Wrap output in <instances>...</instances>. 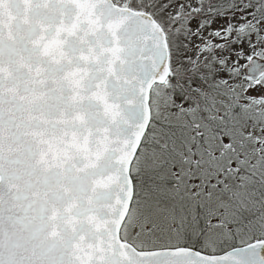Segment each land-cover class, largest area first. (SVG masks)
<instances>
[{
	"label": "water",
	"instance_id": "1",
	"mask_svg": "<svg viewBox=\"0 0 264 264\" xmlns=\"http://www.w3.org/2000/svg\"><path fill=\"white\" fill-rule=\"evenodd\" d=\"M140 13L0 0V228L34 264H140L120 229L163 45Z\"/></svg>",
	"mask_w": 264,
	"mask_h": 264
},
{
	"label": "snow or ice",
	"instance_id": "2",
	"mask_svg": "<svg viewBox=\"0 0 264 264\" xmlns=\"http://www.w3.org/2000/svg\"><path fill=\"white\" fill-rule=\"evenodd\" d=\"M140 14L163 36L155 82L180 123L157 120L167 158L145 157L144 205H166L170 234L146 223L134 252L140 264H264V0H151ZM19 248L0 228V264H34Z\"/></svg>",
	"mask_w": 264,
	"mask_h": 264
},
{
	"label": "rangeland",
	"instance_id": "3",
	"mask_svg": "<svg viewBox=\"0 0 264 264\" xmlns=\"http://www.w3.org/2000/svg\"><path fill=\"white\" fill-rule=\"evenodd\" d=\"M112 2L118 6L144 11L151 0H112ZM170 102L168 96L162 92V86L152 92L150 102L152 121L131 168L132 176L135 178L134 197L127 218L121 227L120 237L137 249L148 239L143 232V225L146 223L156 227V231L152 234L153 237L170 234V225L164 220L166 205L161 202H156L151 207L144 205L148 185L145 157H149L147 167L150 168H158L160 163L167 158V153L153 143L155 138H158L161 143L165 141L161 127H154L155 122L162 121L163 125L180 123L167 108Z\"/></svg>",
	"mask_w": 264,
	"mask_h": 264
},
{
	"label": "flooded vegetation",
	"instance_id": "4",
	"mask_svg": "<svg viewBox=\"0 0 264 264\" xmlns=\"http://www.w3.org/2000/svg\"><path fill=\"white\" fill-rule=\"evenodd\" d=\"M153 90H156V88H155V89H153ZM133 179H134V183H135V178L133 177Z\"/></svg>",
	"mask_w": 264,
	"mask_h": 264
}]
</instances>
